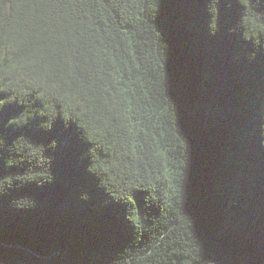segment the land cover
<instances>
[{
	"label": "trees",
	"instance_id": "obj_1",
	"mask_svg": "<svg viewBox=\"0 0 264 264\" xmlns=\"http://www.w3.org/2000/svg\"><path fill=\"white\" fill-rule=\"evenodd\" d=\"M210 3L141 0L138 26L123 29L135 33L130 72L158 109L155 181L107 196L85 171L74 128L5 129L21 109L0 110L16 157L5 167L0 152V264H264V54L249 63L251 44L228 34L241 14L234 0H219L210 36ZM53 139L49 184L36 145Z\"/></svg>",
	"mask_w": 264,
	"mask_h": 264
},
{
	"label": "clouds",
	"instance_id": "obj_2",
	"mask_svg": "<svg viewBox=\"0 0 264 264\" xmlns=\"http://www.w3.org/2000/svg\"><path fill=\"white\" fill-rule=\"evenodd\" d=\"M140 2L0 0V110L11 105L21 109L4 128L15 131L32 122L43 133L58 124L63 130L74 128L77 139L87 146L80 156L87 161L85 171L107 196L146 176L155 181L151 173L162 163L157 151H164L163 140L157 139L158 109L143 96L136 75L130 72L134 57L129 45L135 33L123 30L138 26ZM234 2L241 14L228 34L238 33L251 44L253 51L246 57L251 63L257 52L264 54V0ZM155 3L159 7L158 0ZM218 3L211 0L208 5L210 36L217 32ZM120 77L126 79L114 85ZM123 88L129 91H119ZM21 139L27 141L23 135L14 141ZM12 145L0 136V152L8 154L5 167L16 159ZM36 146H43L44 155L55 151L57 141ZM259 148L264 149V122L259 125ZM46 158L44 183L50 184L52 159ZM79 199L89 197L81 194ZM106 205L107 201L101 210Z\"/></svg>",
	"mask_w": 264,
	"mask_h": 264
}]
</instances>
